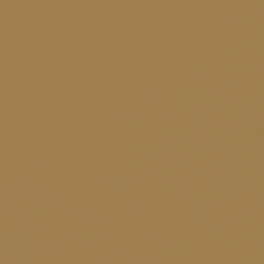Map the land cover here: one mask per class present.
I'll use <instances>...</instances> for the list:
<instances>
[{
    "label": "water",
    "instance_id": "water-1",
    "mask_svg": "<svg viewBox=\"0 0 264 264\" xmlns=\"http://www.w3.org/2000/svg\"><path fill=\"white\" fill-rule=\"evenodd\" d=\"M0 264H264V0H0Z\"/></svg>",
    "mask_w": 264,
    "mask_h": 264
}]
</instances>
